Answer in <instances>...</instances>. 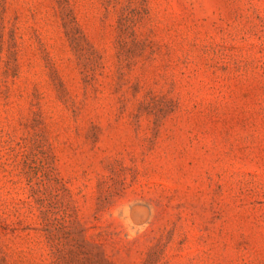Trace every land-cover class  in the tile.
Instances as JSON below:
<instances>
[{"label":"rangeland","instance_id":"rangeland-1","mask_svg":"<svg viewBox=\"0 0 264 264\" xmlns=\"http://www.w3.org/2000/svg\"><path fill=\"white\" fill-rule=\"evenodd\" d=\"M0 264H264V0H0Z\"/></svg>","mask_w":264,"mask_h":264}]
</instances>
